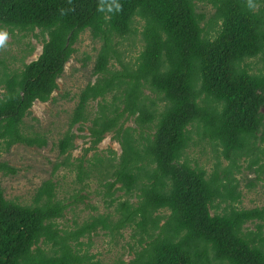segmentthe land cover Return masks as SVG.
<instances>
[{
  "label": "trees",
  "instance_id": "trees-1",
  "mask_svg": "<svg viewBox=\"0 0 264 264\" xmlns=\"http://www.w3.org/2000/svg\"><path fill=\"white\" fill-rule=\"evenodd\" d=\"M198 4L213 8L208 21ZM0 27L25 34L37 29L42 44L19 72L0 70V142L6 150L18 143L46 145L42 135L23 132V119L35 101L46 102L57 90L78 37L87 31L99 42L95 80L77 95L56 147L61 156L74 147L76 125L89 133L86 152L108 132L120 143L118 159L94 155L92 166L112 177L104 184L111 204L117 190H138L135 207L125 201L116 209L115 228L134 223L139 231L129 264H264V207L236 208L240 193L233 177L239 161L264 143V0H0ZM135 32L141 49L126 62L121 40ZM251 59L260 64L255 71ZM98 99L97 113L89 117L86 107ZM192 132L219 148L227 161L221 169L218 161L210 174L189 165ZM0 172L15 171L0 163ZM54 191L46 180L33 204L24 205L7 200L0 187V264H98L77 248L81 237L110 228L107 217L58 229L56 219L77 201L55 200ZM220 203L222 212L211 213ZM161 209L169 211L165 220L154 215Z\"/></svg>",
  "mask_w": 264,
  "mask_h": 264
},
{
  "label": "rangeland",
  "instance_id": "rangeland-1",
  "mask_svg": "<svg viewBox=\"0 0 264 264\" xmlns=\"http://www.w3.org/2000/svg\"><path fill=\"white\" fill-rule=\"evenodd\" d=\"M197 11L203 13L206 17L204 20L208 21L213 8L211 5L198 4ZM121 43L124 52L120 58L126 62H133L141 49L136 32L134 36L122 39ZM99 46L98 41L91 39L89 32L82 33L74 44L75 53L64 64L63 73L56 80L57 90L51 94L48 101H35L29 114L23 119V132L31 137L42 135L46 140L45 146H27L18 143L6 150L4 144L0 142V163H5L15 171L5 174L0 172V187L7 200L31 205L37 188L44 181L50 180L55 184V200L63 203L77 201L64 210L61 218L56 219L55 224L58 229L74 230L82 223L90 221L93 216L107 217L106 221L110 228L103 230L99 227L89 236L81 237L79 241L82 242V246L77 248L79 253L91 256L92 263L129 264L135 258L137 240L140 238L139 231L134 223L120 229L115 228V224L120 219V211L116 209L119 203L125 201L135 207L138 190L134 189L130 193L117 190L113 196L116 202L111 204V198L106 194L107 188L104 184L108 181L112 182V177L105 178L104 171L100 173L97 167L92 166L94 155L104 159L113 157L118 159L121 153L120 143L114 138L113 133L108 132L94 150L86 152L85 150L91 146L90 138L87 137L89 133L87 128L77 131L78 125H76L72 128L77 135L73 141L74 147L63 156L58 153L56 147L57 141L68 128L69 117L77 103V95L89 81L95 80V76L92 75V64ZM41 48L40 33L37 29L25 34L16 29L11 32L6 27H0V62L3 63L0 64V70L5 67L7 73L19 72L23 64L37 58ZM87 56L89 60L86 61ZM110 64L112 68H119L114 61ZM248 64L253 71L260 67L255 59L249 60ZM145 93L154 96L148 90H145ZM106 100H109V97ZM99 101L98 99L88 103L86 113L89 117L97 113ZM263 111L264 108L260 109L261 113ZM84 125L88 127L90 123ZM126 125L131 126L133 123L130 120ZM257 147L259 150L241 159L238 163V171L233 172L236 191L240 193V201L234 206L239 209L264 207V173L259 172V168L264 163V143H259ZM67 155L69 157L65 160ZM219 156V148L215 150L207 139L198 140L192 132L190 146L185 152L189 165L203 168L207 174H210L217 161L220 169L227 163ZM81 158L83 172L78 178L79 170L76 168ZM56 165L57 169L53 170ZM119 186L116 184L115 189ZM83 195L86 198L80 202L79 197ZM224 207L225 204L220 203L217 209H211L210 212L220 213ZM168 214V210L161 209L154 215H159L165 220ZM261 225V233L264 235V220ZM245 228L255 229L253 223H247Z\"/></svg>",
  "mask_w": 264,
  "mask_h": 264
}]
</instances>
